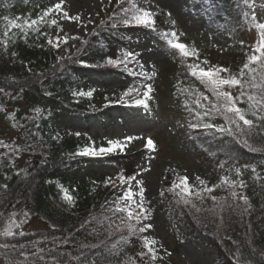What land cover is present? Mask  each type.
<instances>
[{
    "label": "trees",
    "instance_id": "1",
    "mask_svg": "<svg viewBox=\"0 0 264 264\" xmlns=\"http://www.w3.org/2000/svg\"><path fill=\"white\" fill-rule=\"evenodd\" d=\"M196 2L200 3L212 33L229 39L224 54L218 47L197 50L185 44L195 54L184 57L173 49L168 41L172 39L175 20L168 12L150 8L153 0H122L120 4L108 0L99 23L89 35H64L68 37L66 43L53 35L54 31H62L60 22L51 23L56 11L33 28L12 27L13 21L24 25L25 21L38 19L48 8H54L52 0H0V244L9 245L7 249L0 248V264H53V258L63 264H164L163 246L156 242L148 248L144 246L146 230L138 231L144 219L137 223L128 220L126 212L116 210L127 207L125 201L117 198L132 188L134 178L157 144L153 141L151 149L145 146L130 154L117 150L104 155L102 158L116 171L107 185V176L99 180L91 176L72 179L70 176L81 172L92 158L75 153L85 146L105 147L104 143L89 135L65 137L53 125L64 111L72 116L91 114L94 91L90 97L78 95L90 79L121 76L124 85L115 94L99 97L107 108L135 103L141 98V92L127 96L124 93L130 88L139 90L146 77L132 75L133 71H126L123 64L113 67L105 63L108 57L123 59L127 53H133L131 27L149 35L169 62L176 138L190 145L200 163L212 167L208 178L194 177L191 183L187 180L200 192V196L189 197V204H184L176 194L178 188L173 189L184 177L182 169H162L160 187L151 202L153 210L162 214L175 243L205 237L214 249L215 264H264V121L253 115L255 109L250 105L254 101L247 99L250 94L260 97L249 89L238 102V107L245 109L254 122L251 131L246 129L239 136L240 143L227 134L191 127L197 123L215 125L216 120L226 126L220 114L211 118L198 115L204 109L196 105L197 94L208 97L207 101L200 100L207 108L215 97L191 75L189 66L199 65L205 70L222 67L228 71L221 76L239 77L256 47H250L247 33L254 31L260 39L255 18L246 11L253 0ZM124 9L128 10L127 15L140 9L154 13V26L121 24L112 28L114 17H126ZM181 37L182 34L176 36L177 42L182 43ZM57 43L58 47H52ZM225 90L234 97L241 92L239 87ZM140 106L143 117L153 114L151 104L147 108ZM244 140L256 150L245 147ZM121 177L125 178L123 182ZM225 177L235 186L221 183ZM241 180L245 187H240ZM204 187L214 190L201 191ZM233 191L238 194L235 199ZM240 194L247 198V204L239 199ZM65 195L72 197L71 202L64 199ZM16 218L19 222L10 225ZM32 221L44 226L23 227ZM128 224L133 228L129 229ZM9 231L11 236L6 235ZM20 232L25 235L20 236ZM21 244L25 245L23 249L18 247ZM21 252H27L31 259L25 260ZM41 256L44 258L40 259Z\"/></svg>",
    "mask_w": 264,
    "mask_h": 264
},
{
    "label": "rangeland",
    "instance_id": "2",
    "mask_svg": "<svg viewBox=\"0 0 264 264\" xmlns=\"http://www.w3.org/2000/svg\"><path fill=\"white\" fill-rule=\"evenodd\" d=\"M52 1L54 5L61 3V0ZM153 5L173 17L175 20L173 32L176 36L182 34V43L191 45L197 50L218 47L222 54L228 50L229 39L212 33L207 27V18L201 12V5L196 0H153L150 6ZM107 6L108 0H62L60 11H56L53 15V20L61 23L62 31H54L53 35L60 38V41L63 40L64 35L88 36L99 23L101 11ZM246 11L252 14L257 23L264 22V0H253L251 8ZM65 12L69 18L63 16ZM71 17L78 19L72 20ZM130 32L133 33L134 38L135 59L125 70L148 74L139 92L142 93L140 99H144L143 92L147 90L146 85H151L152 91L147 104L152 105L153 114L143 117L140 112L141 106H135L134 103L110 108L103 106L99 97L112 96L124 85L121 76L114 75L101 80L90 79L81 87L83 92L94 91L95 103L90 106L91 114L72 116L64 111L56 118L53 125L58 133L65 137L89 135L94 140H102L105 147L109 146L110 141H117L124 145L123 152L127 154L145 147L149 139L154 141L157 144L156 149H151L145 164L141 166V172L135 177L132 188L129 189L137 204L131 205L130 202L123 201L127 207L138 212L140 188H144L143 206L148 210V219L142 220V224L151 225L150 229H146L145 237L163 246L164 264H215L214 249L205 237L196 236L186 242L175 243L162 214L153 210L151 202L160 187L162 169L179 166L184 177L191 183L194 177L208 178L212 168L197 160L196 154L187 142L176 138L175 103L169 91L173 78L168 75L167 58L154 46L151 37L145 32L136 27H131ZM246 38L250 47L257 46L259 39L254 31H249ZM91 56L93 57L94 54L92 53ZM86 63L93 62L86 60ZM221 122L217 120L215 125H221ZM127 137L134 139L128 141ZM102 157L104 156L91 158L90 163L81 172L70 178L80 180L85 176H91L99 180L107 176L112 181L116 171ZM18 222L19 219H13L10 225L14 226ZM43 226L39 221H32L23 227L39 229Z\"/></svg>",
    "mask_w": 264,
    "mask_h": 264
},
{
    "label": "snow or ice",
    "instance_id": "3",
    "mask_svg": "<svg viewBox=\"0 0 264 264\" xmlns=\"http://www.w3.org/2000/svg\"><path fill=\"white\" fill-rule=\"evenodd\" d=\"M122 3V0H117V4ZM62 6V0L61 3H58L54 6V8H48L38 19L25 21L24 25L17 24L15 21L12 22V27L14 28H21L24 30L25 28H33V26H36L44 19V17H47L50 13L53 11H60ZM126 14V17H120L116 18L114 17L112 22H111V27L112 28H117L119 25H123L125 27L128 26H143L146 28H151L154 26V20L153 16L154 13H151L146 10H137L135 12H132L130 15H127L128 10L124 9L123 10ZM63 16L65 18H69L68 14L65 12L63 13ZM70 19L72 20H77L78 17H71ZM52 24H56V21L53 20L51 22ZM255 28L259 31V42L257 46L254 48V54L248 56L247 58V63H245L241 69V72L239 74V77L237 76H221V73H225L228 70L222 67H214V68H209V69H203L200 68L199 65H194V66H189L191 70V75L198 79L201 84L205 86V88L208 91H211L213 97H215V102L211 103V107L207 108L205 105L200 103V100L207 101L208 97L204 96L203 94H197L198 98L196 100V105L198 108L204 109L202 113H198L200 116H209L210 118L213 117L216 114H220L223 116V119L225 121V125L221 126H215L212 123H197V124H192L191 127L194 129L197 128H202L205 130H214L216 133H219L221 135L227 134L228 136H231L237 140L238 143H240L239 136L242 134H245V130L247 129L248 131H251L252 126H253V120L249 119L246 115L245 109L238 107V102L242 100V98L245 95V92L249 89L255 91L260 99L257 98V95H248L247 99L249 101H254V104L250 105L251 108H254L255 111L253 112V115L257 117L258 120L264 121V22L261 23H256ZM38 31V28L34 29ZM25 35L27 33L25 32ZM172 39L168 41V43L171 45L173 49L178 50L184 57H188L189 55H194L195 50L193 52H189L187 50V47L184 43L177 42L176 39V33L173 32L171 33ZM60 38H58L59 41ZM73 39H79L78 37H73ZM64 42L66 43L68 40V37L65 36L63 37ZM49 43H52L49 41ZM52 47H58L57 44H52ZM135 59V53H127L126 56L122 59L120 57H117L116 59H113L111 57H108L105 61L107 65H111L113 67L119 66L121 64L124 65L125 69L127 70V65L132 62V60ZM251 65H258L257 68L250 67ZM143 66L141 65V68ZM132 75H141L144 77H147V73H136L132 72ZM147 90L143 92V97L144 99H137L135 103L139 105H143L145 108L148 107L147 100L150 99V93L152 91L151 85H146ZM233 87H239L241 92L239 96H233L230 94L229 91L225 90L231 89ZM93 90H89L88 92H79L78 95L81 96H91ZM132 92H139L138 89L135 88H130L128 89L124 95L127 96ZM123 99V96L121 97ZM79 135V133H77ZM134 139V137H127L126 140L131 141ZM243 144L245 147L249 148L252 151H255L256 149L253 148L251 144L248 143L247 140L243 141ZM146 147L151 149L153 147V142L151 139H149L146 143ZM124 145L120 144L117 141H110L108 147H100L99 149H96L94 147H88L85 146L82 151H78L75 153V155L79 156H87V157H99V156H104L111 154L117 150L123 151ZM255 172L256 170L253 169ZM237 175H240V170H236ZM110 179L105 180V185H107L110 182ZM121 181H124V177L120 178ZM131 179H128V182L131 183ZM199 179V178H197ZM228 182L230 185L233 187L235 186L232 184V182L227 181V178L225 177L221 183ZM138 183H140L138 181ZM201 185H204V181H200ZM220 185H217L219 187ZM246 185L244 184V181H240V187H245ZM178 188L179 191L176 193L177 195L180 196L181 200L183 201L184 204H189L191 203V200L189 197L191 195L195 196H200L199 191H195L187 182L186 177H181L180 178V183L179 185H173V189ZM172 189H170L171 191ZM213 188L210 187H204L202 188L201 191L211 193L213 192ZM66 193V190H64ZM144 188H140V202H139V211L135 212L132 210L130 207H118L116 210L118 212H126L128 220H135L137 223H139L142 219L147 220L148 219V210L143 206L144 205ZM163 195V193H162ZM232 197L235 199L237 198V193L233 191L231 193ZM64 199L71 202L72 197L65 195ZM213 200L216 199V197H212ZM239 199L242 200L245 204H247V198L243 195H239ZM117 200H125L130 202L131 205H136L137 202L133 200V193L129 190L124 193L123 196L118 197ZM195 207V205H193ZM223 207V206H222ZM200 209H197L199 211ZM25 216L28 215V213L24 214ZM22 223V222H21ZM129 229L133 228L132 224L127 225ZM151 225L150 224H145L144 226L140 227L138 229L139 232L143 233L146 229H150ZM6 235L11 236L12 232L9 231L6 233ZM20 236H24V232L19 233ZM154 243V241H149L145 240L144 241V246L146 248L149 247ZM9 247L8 244H0V248L7 249ZM13 247H16L15 245ZM21 249L25 247V245H19ZM42 251V250H41ZM20 255L25 259L29 260L31 257H29L27 252H21ZM143 255V254H141ZM154 256V253H153ZM44 257L41 256L40 259H43ZM53 264H63L61 261H56L55 258H53Z\"/></svg>",
    "mask_w": 264,
    "mask_h": 264
}]
</instances>
